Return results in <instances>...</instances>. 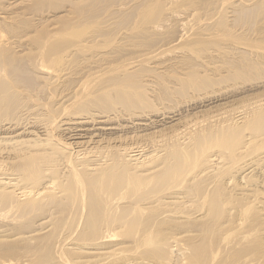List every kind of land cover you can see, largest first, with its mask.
Masks as SVG:
<instances>
[{
	"label": "bare ground",
	"instance_id": "6f19581e",
	"mask_svg": "<svg viewBox=\"0 0 264 264\" xmlns=\"http://www.w3.org/2000/svg\"><path fill=\"white\" fill-rule=\"evenodd\" d=\"M88 1L89 24L57 30L71 10L35 36L33 0H0V264H264V97L202 120L153 111L218 71L263 84L264 0ZM218 1L216 36L198 37L185 14ZM131 13L155 49L111 68L128 37L108 22Z\"/></svg>",
	"mask_w": 264,
	"mask_h": 264
},
{
	"label": "rangeland",
	"instance_id": "374dc122",
	"mask_svg": "<svg viewBox=\"0 0 264 264\" xmlns=\"http://www.w3.org/2000/svg\"><path fill=\"white\" fill-rule=\"evenodd\" d=\"M38 1V2H37ZM75 1H77V2H75ZM123 1H125V0H123ZM60 3L59 5H56L57 6V10L56 9H53V2H52V0H33V6L30 8V11H29V14H32L33 16H35L34 17V26L31 28V29H29V32L31 33H29L30 35H35L34 34V31L36 30L38 33H39V31L41 30V29H45V28H47V27H44V28H42V26H44V25H46V24H48V22H50L51 21V23L50 24H52V23H54L55 22V20H56V22H57V20L59 19V18H61L62 16H64V14L66 15H68L69 14V11H71L70 12V14L71 15H69V18H67L68 16H66V18H62L61 20H63V19H66V20H69V19H71L72 20V22H69V21H71V20H69L68 21V23H67V21H65V20H63V21H65V22H63L64 24H62V22L61 23H56V26H58L57 24H61L59 27H57V30H63L64 28H69V27H71L72 25H77V26H79L80 24H89L90 23V18H88L87 19V17H88V15L91 13V12H89V10H90V8H89V5H90V1H88V0H86V2L83 0H55V3ZM72 2V3H71ZM121 2V1H120ZM237 3H238V1H236ZM235 2V3H236ZM40 3V4H39ZM74 3V4H73ZM77 3V4H76ZM82 3V4H81ZM217 3H220V4H218V5H216V6H213L212 7V11H211V8L209 9V12H207L206 10H204L203 12L204 13H201L200 14V16L198 15H196L195 16V13L197 12L198 13V11H193V12H191V13H193V14H189V13H187V14H185V16L184 17H187L188 19V21H189V23H190V26L191 27H197L196 29H197V32H198V34H199V36L198 37H204V39H206V38H211V35H214V36H216V34H217V32H218V30L214 27V26H212V24L210 23V21H208L207 19H209V15L210 14H219V13H221V12H223L224 10L226 11V13H227V11H228V5L226 6V7H223L224 5H223V3L222 2H220V1H218ZM224 3H226V2H224ZM132 4V2L131 1H128V3H127V5H121V6H124L125 8H130L131 6H129V5H131ZM40 5V6H39ZM70 5H71V7H70ZM76 5V6H75ZM133 5V4H132ZM70 7V8H69ZM73 7V9H71ZM124 7H122L124 10H126ZM69 8V9H68ZM64 9H66V10H64ZM95 9H97V7H95ZM127 9V10H128ZM221 9V10H220ZM222 9H224V10H222ZM246 9H249V8H246ZM250 9H253V8H250ZM101 10V9H100ZM221 12H220V11ZM50 11V12H49ZM56 13H55V12ZM58 11L61 13V15H60V13H58ZM128 11H133V10H128ZM48 12V13H47ZM51 12H53V14L51 13ZM64 14H63V13ZM66 12V13H65ZM72 12H73V15H75V17L72 15ZM93 13H94V11H92ZM212 12V13H211ZM28 13V12H27ZM44 13V14H43ZM38 14H39V16L41 15V18L38 16ZM43 14V15H42ZM56 14V15H55ZM63 14V15H62ZM97 14V13H96ZM134 14V15H133ZM51 15V16H50ZM84 15H85V17H86V19H85V17H84ZM99 15V14H98ZM133 15V16H132ZM138 15H139V17H138ZM38 16V17H37ZM57 16V17H56ZM71 16H73L72 18H71ZM237 16V15H236ZM236 16H235V19H236ZM43 17V18H42ZM45 17V18H44ZM132 17V18H131ZM35 18H36V20H35ZM38 18H39V20H38ZM51 18V19H50ZM75 18V19H74ZM83 18V19H82ZM131 18V19H130ZM139 18H141L140 17V14H135V13H131V15H130V17L127 19V20H124V21H122V20H120V18L119 17H116V18H114L113 20H112V22H115L116 23V25L114 26H111V22H108V27H109V33L111 34L110 36H112L113 38L114 37H117L118 38V35H119V39H122L121 41H123L126 37H128L126 40H127V42L128 43H130L132 40V42L128 45V43L126 44V46H125V44H124V49L123 50H121V54H119V55H115V57L113 58V62L110 64V67L111 68H115L117 65H124V64H128V63H130V62H133V61H135V59L138 57V56H140L142 53L144 54V53H147V52H150V51H153L154 49H155V47L154 48H152L151 50L149 49V50H147L146 48H147V46H144L145 44H149V42L152 44V42L153 43H155V40L154 39H156V43H157V40H158V37L157 36H154V35H151L154 39H152V40H148V34H145V35H139V40H138V38H136V37H138V33H136V31H137V29H138V27L139 28H141L140 26H141V19H139ZM249 18V17H248ZM44 19H46V20H44ZM55 19V20H54ZM79 19V20H78ZM203 19L205 20H207V21H204V22H207L206 23V25L203 23ZM74 20V21H73ZM136 20H139L140 22H138V21H136V22H138L137 24H136V22L135 21ZM202 20V21H201ZM210 20V19H209ZM232 19L230 18V19H226V25H227V28L228 29H238V26L236 27V25L235 24H239V26H241V25H244V23L246 22L245 20H241V16H239V18H238V21L237 22H234V21H231ZM248 20V19H247ZM60 21V19L58 20V22ZM198 21V22H197ZM242 21H245L244 23H239V22H242ZM253 21V17L251 18V19H249V21L248 22H252ZM123 22V23H122ZM209 22V23H208ZM231 22L232 23H235V24H231ZM78 23V24H77ZM198 23H200V24H203V25H201V28H200V25H198ZM233 27H230V25ZM49 24V25H50ZM82 24V25H83ZM120 24V25H119ZM124 24V25H123ZM136 26H138V27H135L134 25ZM192 24H194V26L192 25ZM195 24H196V26H195ZM209 24V25H208ZM211 24V25H210ZM247 24V23H246ZM245 24V25H246ZM253 24V29L255 30V31H257L259 28H258V23L257 22H255V23H252ZM38 25V26H37ZM54 25V24H53ZM140 25V26H139ZM233 25H235V26H233ZM56 26H54V29L56 30ZM121 28H120V27ZM229 26V27H228ZM252 26V25H251ZM51 27H53V26H51ZM51 27H49V28H47V29H45V30H49ZM210 27V28H209ZM40 28V29H39ZM59 28V29H58ZM118 28H119V30H118ZM137 28V29H136ZM240 28V27H239ZM257 28V29H256ZM27 29V30H28ZM33 29V30H32ZM38 29V30H37ZM134 30V32H131L130 30ZM207 29V30H206ZM209 29V30H208ZM213 29V30H212ZM27 30H24V32H27L28 33V31ZM31 30V31H30ZM118 32H117V31ZM204 30V31H203ZM122 31H124V33L122 32ZM199 31L202 33V32H204V33H202V34H207V33H210V34H207V35H202L201 33H199ZM3 32V34H5L6 32L5 31H2ZM114 32H116V34H114ZM126 32V33H125ZM213 32V33H212ZM121 33V34H120ZM125 34V35H124ZM131 35V36H127V35ZM200 34H201V36H200ZM38 35V34H37ZM120 35H121V37H120ZM167 35V34H166ZM208 35H210V36H208ZM256 35V34H255ZM36 36V35H35ZM214 36H212V37H214ZM248 37H252L251 39L254 41V32H252L251 31V33H250V35H247ZM132 37V38H131ZM134 37L136 38V40L134 39ZM145 37V40H143L144 41V43H142V41H141V39H143ZM147 37V38H146ZM131 38V39H130ZM162 37H160V39H161ZM146 39H147V41H146ZM160 39H159V41H160ZM163 39H166V36H164V38ZM134 41H136V42H134ZM138 41H140V42H138ZM158 41V42H159ZM134 42V43H133ZM133 43V45H131ZM139 43H141V45L139 44ZM155 43V44H156ZM139 44V45H138ZM143 44V45H142ZM122 45V44H121ZM257 45V44H256ZM123 46V45H122ZM136 46V47H135ZM126 48V49H125ZM135 50V51H134ZM138 50V51H137ZM141 51V52H140ZM126 52H128V53H126ZM135 52H137V54L135 55ZM124 54V56H123V58L121 57L122 55ZM130 54V56H128ZM132 54V55H131ZM125 55H127V56H125ZM118 58H120V59H118ZM122 58V59H121ZM250 58L251 59H254L255 61L257 60V57L256 56H254V55H251L250 56ZM118 61H117V60ZM120 60H122V61H120ZM124 60V61H123ZM115 66V67H114ZM149 66H151V65H149ZM148 65L146 66V67H149ZM144 68H145V66H143ZM262 67V68H261ZM144 68H141V70L143 71V69ZM145 70V69H144ZM260 70H261V72H260ZM253 72H255V79H257L258 81L257 82H263V79L260 81V77L262 76V78L264 77L263 75H264V66H259L258 68H256ZM219 74H221V75H223L222 76V78L223 79H225V80H223L220 76H219ZM263 74V75H262ZM219 76V77H218ZM247 76V77H246ZM244 78H246V79H242L243 81H244V83H242V84H244L243 86H240V87H238V88H236V86H238V85H242L241 83L240 84H238V85H236V86H234L233 84H235V83H233V82H231V80H229V77H227V73L224 71H218V73H216L215 75H212L208 80H207V82L205 81L202 85H200V86H197L196 87V89L195 90H189V92L188 93H186V96H184V97H180V95H175V98L173 97L172 99H170V100H166V102H165V100H157L156 102L155 101H153L155 104H153V105H155V108H154V110L153 111H156V110H158L157 112L159 113V110H160V112L161 111H164V112H167V113H170V112H179V110L181 111V112H183V113H181V112H179L178 113V117H180L181 119L183 118V117H185V116H187V117H185V118H183L182 120H187V121H190V120H196V119H198V120H202V119H207V118H209V117H211V116H213V115H216V114H220L221 112H224V111H227L226 109H230V110H232L231 109V107L232 108H234V107H236V105H241V104H243V103H250L249 101L250 100H252L253 102L254 101H256V100H258L259 98L260 99H262V97H264V90H263V86H264V82H263V84H259L258 86H254V85H256V82H254V85H253V83H252V80H251V77H252V74L250 73V74H248V75H246ZM258 76H259V78H258ZM216 78V79H215ZM251 82H250V81ZM223 81V82H222ZM239 81V80H238ZM242 81V82H243ZM250 83H249V82ZM209 82H210V84H209ZM219 82V83H218ZM222 82V83H221ZM227 82V83H226ZM246 82V83H245ZM208 83V84H207ZM226 83V84H225ZM225 84V85H224ZM232 84V85H231ZM247 84V85H246ZM213 85V86H212ZM230 85V86H229ZM246 85V86H245ZM226 86H227V88H226ZM234 86V87H233ZM253 86V87H252ZM203 87H205V88H203ZM233 87V88H232ZM245 87V88H244ZM251 87V88H250ZM255 87H257L256 88V90L259 92H257L256 90H255ZM226 88V89H225ZM229 88V89H228ZM236 88V89H235ZM242 89V91H241V89ZM248 88V89H247ZM233 89V90H232ZM235 89V90H234ZM258 89H260V91L258 90ZM231 90V91H230ZM238 90V91H237ZM248 90V91H247ZM192 91H196V92H192ZM224 91V93H222ZM235 91V92H234ZM243 91H244V93H243ZM256 91V92H255ZM192 92V93H191ZM242 92V93H241ZM208 93V94H207ZM215 93V94H214ZM229 93V94H228ZM233 93V94H232ZM235 93V94H234ZM254 93V94H253ZM192 94V96H189V95H191ZM206 94L207 95H210V96H207L206 97ZM229 96H227V95ZM242 94V95H241ZM246 94V95H245ZM249 94V95H248ZM204 95V96H203ZM225 95V96H224ZM237 96V97H235V96ZM245 95V96H244ZM198 96V97H197ZM223 96V97H222ZM239 96H242V97H239ZM244 96V97H243ZM251 96V97H250ZM181 99H179V98ZM195 97V98H194ZM203 97V98H202ZM213 97V98H212ZM225 97V98H224ZM248 97V98H247ZM253 97V98H252ZM258 97V98H257ZM191 98V99H190ZM210 100H209V99ZM216 98H217V100H216ZM220 98H221V100H220ZM232 98V100H230ZM234 98H236V99H234ZM239 98V99H238ZM249 98H251V99H249ZM175 99V100H174ZM176 99H179V100H176ZM188 99H190V100H188ZM227 99H229L230 100V102L227 100ZM241 99V100H240ZM247 99V100H246ZM183 100V101H182ZM193 100V101H192ZM203 100V101H202ZM206 102H205V101ZM212 100V101H211ZM242 100H243V102H242ZM249 100V101H248ZM168 101H169V103H168ZM178 101H180V102H182V103H177ZM190 101V102H189ZM221 101V102H220ZM227 101V102H226ZM233 101V102H232ZM240 101V102H239ZM251 101V102H252ZM165 102V103H164ZM172 102V103H171ZM174 102V103H173ZM186 102V103H185ZM203 102V103H202ZM210 102V103H209ZM222 102L224 103V104H222ZM229 102V103H228ZM237 102V103H236ZM164 103V104H163ZM207 103H208V105H207ZM170 104V105H169ZM193 104V105H192ZM195 104H197V105H195ZM200 104V105H199ZM201 104H203V105H201ZM226 104V105H225ZM230 104H233V105H231L230 106ZM168 105V106H167ZM192 105V106H191ZM196 107H195V106ZM216 105V106H215ZM167 106V108H165ZM177 106V107H176ZM200 108H199V107ZM202 106V107H201ZM217 106H219V109H218V107ZM227 106H229V108H227ZM160 107V108H159ZM179 107H180V109H179ZM195 107V109H193ZM207 107H209L208 108V110H209V112H208V110H207ZM216 107H217V109H216ZM223 107V108H222ZM184 108V109H183ZM190 108V109H189ZM191 108L193 109V110H191ZM198 108V109H197ZM215 108V109H214ZM200 109V110H199ZM211 109V110H210ZM188 110V111H187ZM195 110V111H194ZM203 110V111H202ZM207 110V111H206ZM217 112H216V111ZM200 111V112H199ZM219 111H221V112H219ZM185 112V113H184ZM187 112H189V114L187 113ZM204 112V113H203ZM206 112V113H205ZM216 113V114H215ZM181 114H182V116L183 117H181ZM195 114V115H194ZM202 115H204V117L202 116ZM189 116V117H188ZM196 116V117H195ZM206 116H207V118H206ZM201 117H203V118H201ZM200 118V119H199ZM166 122H169V121H166Z\"/></svg>",
	"mask_w": 264,
	"mask_h": 264
}]
</instances>
